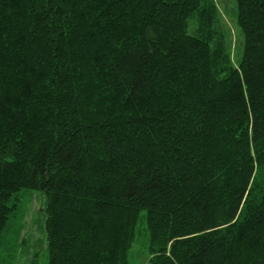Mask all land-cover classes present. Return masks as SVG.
Segmentation results:
<instances>
[{"label":"trees","instance_id":"16d2710c","mask_svg":"<svg viewBox=\"0 0 264 264\" xmlns=\"http://www.w3.org/2000/svg\"><path fill=\"white\" fill-rule=\"evenodd\" d=\"M0 0V235L45 196L46 264H264V0Z\"/></svg>","mask_w":264,"mask_h":264},{"label":"rangeland","instance_id":"374dc122","mask_svg":"<svg viewBox=\"0 0 264 264\" xmlns=\"http://www.w3.org/2000/svg\"><path fill=\"white\" fill-rule=\"evenodd\" d=\"M231 42L236 61L242 44V30L236 20V0H215ZM15 204L6 229L0 235V264H46L47 232L45 196L42 192L22 189L9 201ZM149 237L139 227L137 238L129 253L128 264H151Z\"/></svg>","mask_w":264,"mask_h":264}]
</instances>
